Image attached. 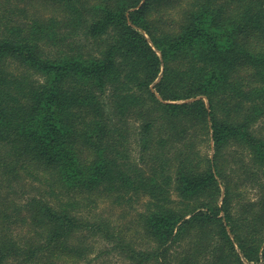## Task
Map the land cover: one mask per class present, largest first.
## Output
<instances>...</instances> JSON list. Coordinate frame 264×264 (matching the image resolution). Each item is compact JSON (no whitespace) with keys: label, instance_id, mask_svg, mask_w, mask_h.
I'll return each instance as SVG.
<instances>
[{"label":"trees","instance_id":"obj_1","mask_svg":"<svg viewBox=\"0 0 264 264\" xmlns=\"http://www.w3.org/2000/svg\"><path fill=\"white\" fill-rule=\"evenodd\" d=\"M0 264H264V0H0Z\"/></svg>","mask_w":264,"mask_h":264}]
</instances>
